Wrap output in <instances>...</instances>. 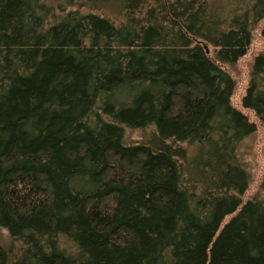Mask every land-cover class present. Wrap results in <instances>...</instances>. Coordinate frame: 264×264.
I'll use <instances>...</instances> for the list:
<instances>
[{"label":"trees","instance_id":"trees-1","mask_svg":"<svg viewBox=\"0 0 264 264\" xmlns=\"http://www.w3.org/2000/svg\"><path fill=\"white\" fill-rule=\"evenodd\" d=\"M263 19L264 0H0V264H264V47L236 103L230 69Z\"/></svg>","mask_w":264,"mask_h":264},{"label":"rangeland","instance_id":"rangeland-1","mask_svg":"<svg viewBox=\"0 0 264 264\" xmlns=\"http://www.w3.org/2000/svg\"><path fill=\"white\" fill-rule=\"evenodd\" d=\"M264 28V19L260 21L254 32L250 51L246 57H244L237 66L230 68L233 75L237 80V93L234 95V102L241 98V95L245 90V83L248 82L250 63L253 57L262 50L264 47V40L262 39L260 32ZM252 117V115H251ZM147 131H150L147 130ZM142 133L140 131H131L127 133L128 138L131 141L137 142L141 140ZM247 153L246 159L249 163V171L252 175L251 178V189L254 192L258 189L259 183L264 176V130L258 129V132L247 140L246 148ZM80 186V184H79ZM82 186V185H81ZM250 191L249 195L246 194L244 199L250 198L253 192Z\"/></svg>","mask_w":264,"mask_h":264}]
</instances>
